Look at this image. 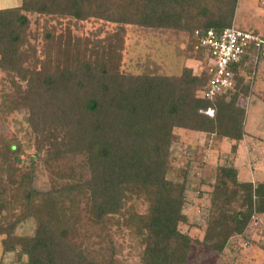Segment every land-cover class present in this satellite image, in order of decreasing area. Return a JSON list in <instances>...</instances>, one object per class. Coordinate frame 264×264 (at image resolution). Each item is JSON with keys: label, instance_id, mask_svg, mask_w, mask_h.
Instances as JSON below:
<instances>
[{"label": "trees", "instance_id": "1", "mask_svg": "<svg viewBox=\"0 0 264 264\" xmlns=\"http://www.w3.org/2000/svg\"><path fill=\"white\" fill-rule=\"evenodd\" d=\"M237 4L21 0L0 9V70L9 87L1 113L26 111L34 149L28 154L15 136L0 133L2 256L15 253L17 264H121L117 237L124 229L140 248L138 264H188L194 240L182 228L190 225L184 213L190 164H175L173 130L227 140L231 153L243 141L246 109L238 99L253 95L264 47L250 45L232 67L233 89L212 95L208 60L195 50L208 31L236 27ZM27 13L98 18L117 29L102 39L79 37L68 27L31 35ZM125 25L187 33L188 56L200 69L183 68L179 76L122 72ZM39 167L48 180L42 190L35 186ZM200 183L211 188L201 246L220 256L244 236L248 247L264 252V230L262 239L248 236L254 221L264 228V181L241 179L236 163L224 160ZM27 221L33 232L18 234Z\"/></svg>", "mask_w": 264, "mask_h": 264}, {"label": "rangeland", "instance_id": "2", "mask_svg": "<svg viewBox=\"0 0 264 264\" xmlns=\"http://www.w3.org/2000/svg\"><path fill=\"white\" fill-rule=\"evenodd\" d=\"M21 0H0V9L17 7ZM30 22L27 31L31 35L37 33L42 36L44 27H56L58 31L68 27L74 35L90 38L98 35L102 39L107 34L116 32L117 26L101 19L75 21L72 18H53L39 14H25ZM236 27L255 32L264 36V0H238L234 16ZM123 44L121 49L120 70L127 74L179 76L183 68H191L193 72L200 69L201 64L188 56V34L164 29H145L134 25H125ZM4 74L0 70V133L6 136H15L26 153L32 154V139L26 121V111L7 113L1 107L4 93L9 89ZM253 95H241L238 105L246 109L245 136L236 153H231L233 144L227 140L219 142L207 137L203 133L174 129L178 137L174 145L175 164L178 168L190 164L189 191L184 213L189 219L188 226L182 228L194 240L188 264H264V252L254 246H247V240L238 237L234 240L236 249L226 250L218 256L201 246L204 235V221L208 207V192L211 188L200 183V180H209L213 177L217 164L224 160L236 163L241 179L264 181V62L254 73ZM212 116L213 112H205ZM36 188L42 190L48 187V180L43 168L39 167L35 181ZM196 187L200 190V196ZM142 208L141 206H139ZM264 222V218L261 219ZM257 225V227H256ZM33 224L25 222L17 229L18 234H31ZM259 228V221L249 226V238L262 239L264 228ZM261 231V232H260ZM122 244L123 252L120 256L121 264H138L140 248L122 229L117 237ZM1 241V237H0ZM0 264H17L16 254L8 253L2 256L0 247Z\"/></svg>", "mask_w": 264, "mask_h": 264}, {"label": "built area", "instance_id": "3", "mask_svg": "<svg viewBox=\"0 0 264 264\" xmlns=\"http://www.w3.org/2000/svg\"><path fill=\"white\" fill-rule=\"evenodd\" d=\"M254 45L257 50L264 47V40L251 32L242 31L232 26L220 33L208 31L200 38L195 50L202 49L208 60L204 67L210 74L208 87L209 95L222 93L234 87L233 65L242 60L246 49ZM257 56L254 55L250 63L254 70L257 63Z\"/></svg>", "mask_w": 264, "mask_h": 264}, {"label": "crops", "instance_id": "4", "mask_svg": "<svg viewBox=\"0 0 264 264\" xmlns=\"http://www.w3.org/2000/svg\"><path fill=\"white\" fill-rule=\"evenodd\" d=\"M258 35V34H257ZM259 36V35H258ZM261 38H263L264 39V36H260Z\"/></svg>", "mask_w": 264, "mask_h": 264}]
</instances>
